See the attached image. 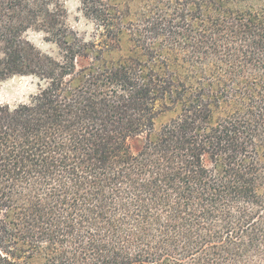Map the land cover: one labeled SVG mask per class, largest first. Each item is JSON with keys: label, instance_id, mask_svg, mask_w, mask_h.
Segmentation results:
<instances>
[{"label": "trees", "instance_id": "trees-1", "mask_svg": "<svg viewBox=\"0 0 264 264\" xmlns=\"http://www.w3.org/2000/svg\"><path fill=\"white\" fill-rule=\"evenodd\" d=\"M81 4L0 0V264H264V0Z\"/></svg>", "mask_w": 264, "mask_h": 264}, {"label": "rangeland", "instance_id": "rangeland-1", "mask_svg": "<svg viewBox=\"0 0 264 264\" xmlns=\"http://www.w3.org/2000/svg\"><path fill=\"white\" fill-rule=\"evenodd\" d=\"M114 1V0H111ZM118 2L127 3L129 0H116ZM67 9V24L75 31H78L87 40H91L95 35V25L85 18L82 11L81 0H64ZM123 4V5H124ZM135 9V6H133ZM27 39L42 52L51 55L54 58H59V49L56 44L48 43L44 40L41 33L31 31L27 35ZM127 46H124V54L127 53ZM80 65L88 64L87 61L80 62ZM39 81L36 78L29 76H15L4 82H0V106L9 105L15 107L17 105L27 103L31 96L38 92ZM169 116L160 117L155 129L159 130L167 121ZM144 140H135L131 146L134 151L141 148Z\"/></svg>", "mask_w": 264, "mask_h": 264}]
</instances>
